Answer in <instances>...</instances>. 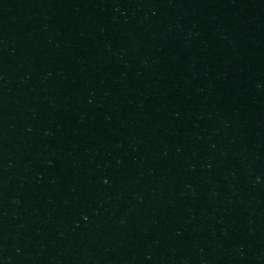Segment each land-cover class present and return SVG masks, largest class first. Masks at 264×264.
<instances>
[{
  "label": "water",
  "instance_id": "95a60500",
  "mask_svg": "<svg viewBox=\"0 0 264 264\" xmlns=\"http://www.w3.org/2000/svg\"><path fill=\"white\" fill-rule=\"evenodd\" d=\"M89 0H0V264H64Z\"/></svg>",
  "mask_w": 264,
  "mask_h": 264
}]
</instances>
